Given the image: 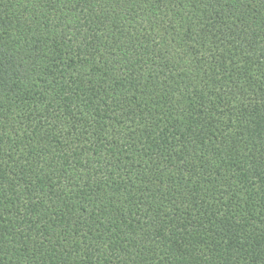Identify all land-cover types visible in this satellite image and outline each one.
<instances>
[{"label":"trees","instance_id":"trees-1","mask_svg":"<svg viewBox=\"0 0 264 264\" xmlns=\"http://www.w3.org/2000/svg\"><path fill=\"white\" fill-rule=\"evenodd\" d=\"M0 264H264V0H0Z\"/></svg>","mask_w":264,"mask_h":264}]
</instances>
